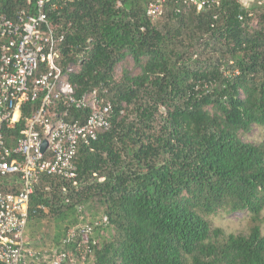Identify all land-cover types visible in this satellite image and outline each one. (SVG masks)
<instances>
[{
    "label": "trees",
    "instance_id": "trees-1",
    "mask_svg": "<svg viewBox=\"0 0 264 264\" xmlns=\"http://www.w3.org/2000/svg\"><path fill=\"white\" fill-rule=\"evenodd\" d=\"M149 3H45L49 28L63 36L62 70L78 67L69 75L76 97L96 91L113 112L110 129L77 148L76 179H39L27 247L38 264L75 252L77 239L65 240L85 224L78 208L98 204L106 222L89 223L100 239L88 243L92 264H264V143L243 139L264 130V4L219 0L198 11L166 3L153 20ZM0 9L11 19L33 15L36 0H0ZM130 61L137 71L118 77ZM38 107L24 104L4 129L9 148ZM87 116L71 109L66 121ZM0 190L16 193L17 179L1 180ZM235 214L249 221L246 235L212 227ZM44 227L51 253L39 249Z\"/></svg>",
    "mask_w": 264,
    "mask_h": 264
},
{
    "label": "built area",
    "instance_id": "built-area-1",
    "mask_svg": "<svg viewBox=\"0 0 264 264\" xmlns=\"http://www.w3.org/2000/svg\"><path fill=\"white\" fill-rule=\"evenodd\" d=\"M246 7L253 0H237ZM36 0V13L22 11L11 19L0 9V182L17 179L16 193L0 190V264H38L39 254L27 247L26 225L30 197L42 176L67 180L77 178L74 158L80 144H89L111 127L112 105L96 91L76 97L69 81L78 67L63 71L59 44L47 24L44 6ZM219 0H150L147 15L158 18L166 3L181 4L200 11ZM264 4V0H260ZM39 102L27 119L21 137L9 148L3 131L20 118L24 104ZM71 109L87 110L79 121H66ZM46 143L42 151V143ZM81 211V208H78ZM101 221L106 222L104 217ZM100 225L99 222L94 223ZM92 224L85 223L67 233L66 243L77 239L76 253L89 251ZM75 252L55 253L50 264H76Z\"/></svg>",
    "mask_w": 264,
    "mask_h": 264
},
{
    "label": "rangeland",
    "instance_id": "rangeland-1",
    "mask_svg": "<svg viewBox=\"0 0 264 264\" xmlns=\"http://www.w3.org/2000/svg\"><path fill=\"white\" fill-rule=\"evenodd\" d=\"M158 18H155L153 20H157ZM255 24V23H254ZM253 24V26H254ZM123 68H127L130 72H136L137 70L134 69L133 67V62H129L125 65H120L118 66L117 70H116V75L118 77H120L121 75V71ZM243 139L247 142H251V143H264V130H259V129H253V131L251 133H249L248 135H245L243 137ZM81 217L84 219L85 223H96L99 222L100 225L103 223V221H101L104 217H103V208L101 206H99L98 204H91L89 206H83L82 210H81ZM264 215V214H263ZM83 222V223H84ZM249 221L245 218L242 217L241 214H235V215H231V216H225L223 218L220 219H213L212 220V227L213 228H221L225 234H244L246 235L248 233V229H249ZM81 225L79 222L76 225L79 226ZM75 227V228H76ZM261 233L264 236V223L261 226ZM45 234L47 235H51L52 234V230L47 229L46 227H44L42 229V239H41V244L42 247H40L39 249H42L43 252H53L54 250L51 249V245H50V240L48 236H45ZM95 234H91L90 237H92V239L94 238V241L98 242L100 239H98V237L95 238ZM100 237H107V232L105 231V229L101 232V234L99 235ZM87 251H85L83 249L82 254L80 256H78L76 264H92V256L89 254ZM87 255V256H86ZM49 258L50 255H44L43 256V260L45 264H48L49 262Z\"/></svg>",
    "mask_w": 264,
    "mask_h": 264
},
{
    "label": "water",
    "instance_id": "water-1",
    "mask_svg": "<svg viewBox=\"0 0 264 264\" xmlns=\"http://www.w3.org/2000/svg\"><path fill=\"white\" fill-rule=\"evenodd\" d=\"M45 147H46V143L43 142V143H42V146H41V150L43 151V150L45 149Z\"/></svg>",
    "mask_w": 264,
    "mask_h": 264
}]
</instances>
